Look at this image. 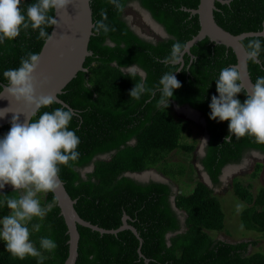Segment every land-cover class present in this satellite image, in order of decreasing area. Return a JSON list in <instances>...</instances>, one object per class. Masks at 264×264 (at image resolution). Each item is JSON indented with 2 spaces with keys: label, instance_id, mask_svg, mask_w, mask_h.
Instances as JSON below:
<instances>
[{
  "label": "trees",
  "instance_id": "16d2710c",
  "mask_svg": "<svg viewBox=\"0 0 264 264\" xmlns=\"http://www.w3.org/2000/svg\"><path fill=\"white\" fill-rule=\"evenodd\" d=\"M35 0H23L22 9ZM123 11L118 12L108 0H89L93 28L82 70L77 72L57 98L75 113L69 126L80 138L79 159L71 167L61 166L60 180L80 219L104 230L120 226L122 215L140 238L123 230L116 234H99L76 226L78 232L76 264H264V253L249 251L251 241L225 242L211 234L224 231V214L212 188L194 181L188 194L174 190L177 178L184 176V168L172 165L166 157L172 151H192V145L180 144L187 131L184 121L174 118L172 105L187 106L204 119L208 136L204 155L198 163L208 176L212 187L219 185L221 170L237 165L246 153L264 155V145L245 136L225 141L229 135L228 121L210 119L211 97L218 96L215 80L222 68L234 65L231 54L205 41L189 48L184 56L183 69L174 73L181 83L174 90L168 108L157 107L160 93H148L139 100L129 95L135 83L143 81L155 88L163 74L176 71L179 65H165L161 61L170 55L176 42L186 43L198 31L195 15L184 9H195L198 0H121ZM136 4L147 12L166 34L165 38L148 40L137 34L124 18L127 6ZM237 33L259 32L264 28V0H230L225 4ZM106 9L107 23L114 27L107 35H97L96 22L100 10ZM53 14V13H50ZM50 29H46L50 32ZM38 31L30 29L12 41L0 44V85L6 83L3 72L17 68L27 53H38L43 40ZM250 39H260L262 51L259 63L247 60L250 81L264 76V38L249 37L241 41L246 51ZM143 73L124 72L133 67ZM86 85H91L89 88ZM243 103L244 93L237 97ZM60 107L53 104L48 109ZM10 127L0 128V137ZM188 135V134H187ZM89 171L81 174L82 170ZM260 165L254 166V177ZM146 170L158 172L166 182L132 179L126 174ZM186 178L192 181V171ZM237 181H232L231 194L244 205L238 215L245 231L264 233V187L255 193ZM13 189L0 190V218L8 213L5 195L18 196ZM42 205L52 204V210L40 223L39 232L32 231L30 239L39 249V240L49 237L55 241L54 252L41 250L43 261L27 257L21 261L6 251L0 240V264H63L67 255L66 228L51 193L41 195ZM172 198V201H171ZM173 203V207H172ZM185 229L184 232H180ZM168 236V237H167ZM139 251V253L137 252Z\"/></svg>",
  "mask_w": 264,
  "mask_h": 264
},
{
  "label": "clouds",
  "instance_id": "9594fccd",
  "mask_svg": "<svg viewBox=\"0 0 264 264\" xmlns=\"http://www.w3.org/2000/svg\"><path fill=\"white\" fill-rule=\"evenodd\" d=\"M22 2L0 0V44L5 40H15L22 30L27 32L29 29L38 31L37 38L45 44L49 43L53 35L46 29L57 28L59 21L56 14L67 12L68 5L73 4V0H35L22 9ZM108 3L116 11H123L121 0H108ZM100 16L102 19L95 25L96 34L107 35L115 31L114 27L105 23L108 19L106 9L100 10ZM188 49L186 43H174L170 55L161 62L180 67L163 74L153 89H149L143 81L135 83L130 97L139 100L145 93L154 97L158 91L157 107L167 109L174 90L181 87L174 73L184 71V56ZM261 51V40L250 39L246 45L247 59L256 62ZM39 65L40 54L27 53L17 68L3 72L6 83L0 85V98L7 99L9 106L15 102L26 109L22 112H10L9 106L0 109V119L12 114L9 131L0 137V190L11 185L12 192L19 193L18 196L2 194L8 213L0 218V240L6 243V251L11 256L21 261L27 257L43 261L41 250L51 253L57 248L53 239L42 237L38 249L30 237L32 231H40L41 225L32 224L30 231L29 224L34 219L44 220L52 210V204L42 205L40 196L55 193L60 188L61 166L71 167L80 155L77 151L80 138L69 128L75 115L73 110L60 106L41 112V109L56 104L57 99L55 95L39 91L48 83L47 77L37 72ZM129 75H134V66ZM215 83L218 96L211 97L210 119L229 122V135L225 141H230L233 136L237 139L250 136L256 143L264 145V76L257 77L248 88H243L238 66L231 65L220 70ZM240 93L246 96L243 103L237 98ZM243 207V204L237 203V213Z\"/></svg>",
  "mask_w": 264,
  "mask_h": 264
},
{
  "label": "water",
  "instance_id": "95a60500",
  "mask_svg": "<svg viewBox=\"0 0 264 264\" xmlns=\"http://www.w3.org/2000/svg\"><path fill=\"white\" fill-rule=\"evenodd\" d=\"M229 1L230 0H198L195 9H184L189 15H195L197 17L199 27L196 35L188 40L186 44H188L190 48L204 39L230 53L235 63L234 65H237L240 70L242 87L248 88L252 83L250 81L246 51L243 48L241 41L249 37L264 38V28L259 32H245L238 34L225 5L228 4ZM139 10L143 13L144 18L153 25L157 31L160 30L163 35L162 38H165L166 34L163 29L150 18L147 12L140 8ZM66 11L67 12L56 14L59 26L57 28H51L49 32V34L53 35V39L47 44L43 41L38 52L40 54V65L37 72L48 79V83L42 89H39V91L45 94L55 95L57 104L60 106L66 105L63 104L57 96L62 92L65 85L75 77L76 73L82 70L84 59L91 55L90 51L87 50V44L89 37L92 35L91 30L93 28L89 0H73V4L68 5ZM186 55H189V49ZM255 63H259L258 60ZM179 67L180 65L178 68ZM131 69L132 67L127 68L124 72H130ZM134 72L143 77V73L140 70L134 68ZM8 106L9 101L0 98V109ZM185 108L190 111L188 107ZM8 111L22 112L26 111V109H24L23 105H18L15 102H12ZM194 112L199 116L198 112ZM11 116L12 114L9 113L6 117L0 119V128L10 127ZM23 119L24 117L21 115V120ZM206 139L207 138H205V140ZM90 169L91 168L88 167L87 169L82 170L81 174ZM146 172H144V175ZM144 175L143 172L141 174H126V176L132 179L146 182L149 179L144 178ZM203 176L206 181L204 184L210 186L207 176ZM150 179L158 182H166V179L163 177H152ZM51 194L55 199L59 215L62 217L66 228L67 255L63 264H76L78 255L77 242L79 237L76 226L88 232L94 231L99 234H116L123 230H129L140 243V238L136 231L126 223L127 216L122 215L120 226L118 228L104 230L95 225H91L78 217L73 208L75 201L69 198L62 183L60 188L55 193ZM137 252L139 253L138 250Z\"/></svg>",
  "mask_w": 264,
  "mask_h": 264
},
{
  "label": "rangeland",
  "instance_id": "374dc122",
  "mask_svg": "<svg viewBox=\"0 0 264 264\" xmlns=\"http://www.w3.org/2000/svg\"><path fill=\"white\" fill-rule=\"evenodd\" d=\"M124 18L137 34L148 40H157L163 37L160 30L157 31L154 29L146 21V19H144L143 13L139 10L136 4H131L125 8ZM172 114L174 118L191 122L190 124H187V131L183 133L180 144L192 145V151L185 153L182 150H175L166 157V161L168 163L172 165H179L184 168L185 174L184 176L177 178L175 181L174 190H177L179 194L181 193L185 195L191 191L194 181H199L202 183L204 179V177H202L203 174L197 164V160L205 136L203 132V124L199 117H197V119L187 118L184 110L175 108L174 105H172ZM257 164L260 165V168L256 175L252 177L254 166ZM227 168L235 169L233 171L230 170L228 173L229 175L225 174L228 175L225 177L223 176V171ZM188 169H191L190 171L193 173L192 181H189L188 178H186ZM152 177L162 176L154 170H149L144 175V178L150 179ZM233 180L241 183V185L245 187L249 186L248 190L252 193H255L259 188L264 187V158L257 154H251L250 156H244V159L238 165H231L223 168L222 174L220 176V184L216 188L212 189V195L220 203L222 213L224 214V226L226 229H224V231L211 234V236L214 239L225 242H255V245L250 248L249 251L259 250L260 252L264 253V233L245 231L240 226L238 219L240 212L237 213L236 211V204L240 202L236 200L231 194V184ZM5 189H12V186L6 185ZM40 199H42L41 196ZM184 231L185 229H182L180 232Z\"/></svg>",
  "mask_w": 264,
  "mask_h": 264
},
{
  "label": "flooded vegetation",
  "instance_id": "af4514ba",
  "mask_svg": "<svg viewBox=\"0 0 264 264\" xmlns=\"http://www.w3.org/2000/svg\"><path fill=\"white\" fill-rule=\"evenodd\" d=\"M173 105L175 106V104L173 103ZM185 107H187V106H182V107H176L175 106V108H179V109H184ZM185 109H187V108H185ZM190 109V108H189ZM190 111H192V112H194L195 110H193V109H190ZM197 112V111H196ZM199 114V113H198ZM200 119H201V122H202V124L205 126V122H204V119L202 118V116L199 114V116H198ZM204 126H203V132H204V136H205V138H207L208 139V136H207V134L205 133V130H204ZM205 138H204V140H203V144H202V146H201V150L199 151V156H198V158H201L203 155H204V147H205V145H206V143L205 142H207V139L205 140ZM251 154H257V155H260V156H262L263 158H264V155H261V154H259V153H256V152H251V153H246L244 156H250ZM254 158V157H253ZM244 159V158H243ZM242 159V160H243ZM241 160V161H242ZM197 164H198V166H199V168H200V171L202 172V174L203 175H206V173L203 171V169H202V167L200 166V164L198 163V160H197ZM238 165V164H237ZM229 166V165H228ZM231 166V165H230ZM227 167V166H226ZM225 168V167H224ZM235 168H231V169H229V168H227L226 170H224L223 171V176H224V174H225V172L227 171V170H234ZM223 170V169H222ZM222 170H221V172H220V174H219V176H218V182H219V184H220V176H221V174H222ZM202 175V177H204ZM229 175V174H228ZM228 175H225V177L226 176H228ZM207 176V175H206ZM207 178H208V176H207ZM208 180H209V178H208ZM204 182H206L204 179H203V181H202V183L204 184ZM209 182H210V180H209ZM207 188H212V189H214V188H216V187H212V184H211V182H210V186H207L206 184H204ZM219 186V185H218Z\"/></svg>",
  "mask_w": 264,
  "mask_h": 264
},
{
  "label": "bare ground",
  "instance_id": "6f19581e",
  "mask_svg": "<svg viewBox=\"0 0 264 264\" xmlns=\"http://www.w3.org/2000/svg\"><path fill=\"white\" fill-rule=\"evenodd\" d=\"M145 19V18H144ZM147 21V20H146ZM148 22V21H147ZM149 23V22H148ZM150 24V23H149ZM151 25V24H150ZM152 27H153V25H151ZM154 28V27H153ZM155 29V28H154ZM182 110H184V112H185V115H186V117L187 118H191V119H197V114L195 113V112H192V111H189L188 109H182ZM229 171L230 170H227L226 172H225V174H228L229 173ZM225 174H224V176H225Z\"/></svg>",
  "mask_w": 264,
  "mask_h": 264
}]
</instances>
